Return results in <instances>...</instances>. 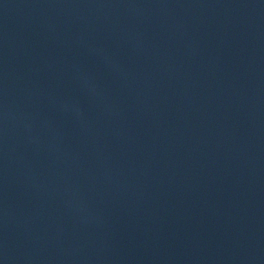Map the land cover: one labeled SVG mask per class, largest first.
Here are the masks:
<instances>
[{
  "label": "water",
  "instance_id": "95a60500",
  "mask_svg": "<svg viewBox=\"0 0 264 264\" xmlns=\"http://www.w3.org/2000/svg\"><path fill=\"white\" fill-rule=\"evenodd\" d=\"M0 264H264V122L145 53L0 6Z\"/></svg>",
  "mask_w": 264,
  "mask_h": 264
}]
</instances>
